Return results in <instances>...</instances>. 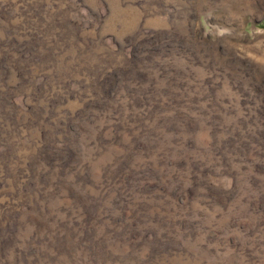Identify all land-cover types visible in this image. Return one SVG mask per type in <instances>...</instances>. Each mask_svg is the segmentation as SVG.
I'll return each instance as SVG.
<instances>
[{
  "label": "rangeland",
  "instance_id": "1",
  "mask_svg": "<svg viewBox=\"0 0 264 264\" xmlns=\"http://www.w3.org/2000/svg\"><path fill=\"white\" fill-rule=\"evenodd\" d=\"M0 264H264V0H0Z\"/></svg>",
  "mask_w": 264,
  "mask_h": 264
}]
</instances>
